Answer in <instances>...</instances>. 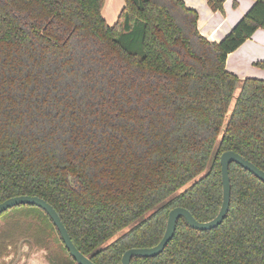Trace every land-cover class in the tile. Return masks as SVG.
<instances>
[{"label": "trees", "instance_id": "trees-1", "mask_svg": "<svg viewBox=\"0 0 264 264\" xmlns=\"http://www.w3.org/2000/svg\"><path fill=\"white\" fill-rule=\"evenodd\" d=\"M253 1L214 42L183 0H124L113 25L104 0H0V202L43 198L95 264H121L127 249L157 244L174 207L212 219L222 152L264 171V79L225 67L264 28V0ZM207 3L222 10L223 0ZM214 147L209 170L154 209L200 175ZM229 176L217 227L193 229L180 217L159 254L131 264H264V182L235 162ZM0 218V252L25 235L57 248L49 264H76L41 208L21 204Z\"/></svg>", "mask_w": 264, "mask_h": 264}, {"label": "water", "instance_id": "water-1", "mask_svg": "<svg viewBox=\"0 0 264 264\" xmlns=\"http://www.w3.org/2000/svg\"><path fill=\"white\" fill-rule=\"evenodd\" d=\"M231 162L237 163L257 177L260 181L264 182V171L254 165L251 161L232 150L222 152L219 158L222 184V201L217 214L210 220L198 221L188 209L181 206L172 208L168 213L164 233L160 241L151 247H133L127 249L121 256V264H131V259L133 257H153L159 254L172 239L176 229L177 220L180 217L184 218L189 227L193 229L208 230L217 227L225 218L230 206L231 185L229 164ZM21 204L35 205L46 212L54 226L57 228L65 248L68 250L69 254L77 264H95L88 256L83 254L74 245L58 213L54 207L43 198L35 195H19L7 198L0 202V214L11 207Z\"/></svg>", "mask_w": 264, "mask_h": 264}, {"label": "crops", "instance_id": "crops-1", "mask_svg": "<svg viewBox=\"0 0 264 264\" xmlns=\"http://www.w3.org/2000/svg\"><path fill=\"white\" fill-rule=\"evenodd\" d=\"M188 8L198 13L197 29L202 36L218 42L245 14L253 0H223L222 10H212L207 0H183ZM264 60V28H258L236 50L230 52L225 61L228 71L240 79L255 77L264 79L261 69L254 62Z\"/></svg>", "mask_w": 264, "mask_h": 264}, {"label": "rangeland", "instance_id": "rangeland-1", "mask_svg": "<svg viewBox=\"0 0 264 264\" xmlns=\"http://www.w3.org/2000/svg\"><path fill=\"white\" fill-rule=\"evenodd\" d=\"M123 4H124V0H104L101 13L109 25H113L115 23L117 19V15L119 11L121 10V8L123 7ZM260 69L262 73L264 74V68H260ZM238 87H239V84H238ZM238 87L236 88L235 93L238 92ZM215 150H216V147H214L212 154L209 158V161L206 167L200 173V175H197L196 177L192 178L188 183L184 184L182 187L177 189L168 198L158 203L154 207V209L161 207L169 198L182 192L190 184H192L195 180H197L199 176L205 174L210 168L211 161L215 153ZM154 209L148 211L146 214L138 217L137 219L129 223L122 230H120L110 239L105 241L100 247L106 246L111 241H113L115 238H117L121 234L125 233L132 227L139 224L142 220L147 218ZM3 223H4L3 219L0 218V230L4 228ZM8 238L9 239H7L6 241V246H4V249L0 252V264H49L48 258H47L48 254H50L52 250H53V253L57 251L56 247L52 249L50 247L46 248L40 245H36L35 242L32 240V238L27 237L25 235H16L14 237H8Z\"/></svg>", "mask_w": 264, "mask_h": 264}, {"label": "flooded vegetation", "instance_id": "flooded-vegetation-1", "mask_svg": "<svg viewBox=\"0 0 264 264\" xmlns=\"http://www.w3.org/2000/svg\"><path fill=\"white\" fill-rule=\"evenodd\" d=\"M77 264V263H76Z\"/></svg>", "mask_w": 264, "mask_h": 264}]
</instances>
